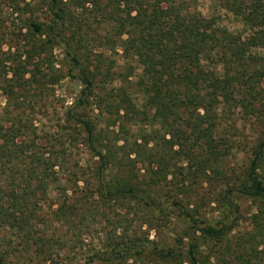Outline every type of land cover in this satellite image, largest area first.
<instances>
[{
  "label": "trees",
  "instance_id": "16d2710c",
  "mask_svg": "<svg viewBox=\"0 0 264 264\" xmlns=\"http://www.w3.org/2000/svg\"><path fill=\"white\" fill-rule=\"evenodd\" d=\"M0 97V264H264V0H0Z\"/></svg>",
  "mask_w": 264,
  "mask_h": 264
},
{
  "label": "rangeland",
  "instance_id": "374dc122",
  "mask_svg": "<svg viewBox=\"0 0 264 264\" xmlns=\"http://www.w3.org/2000/svg\"><path fill=\"white\" fill-rule=\"evenodd\" d=\"M201 5L203 6V10L205 13H215V10H218L219 5H215L214 2H203L201 3ZM219 11H221L219 9ZM218 22L220 25L225 26L226 28L230 29V30H234L235 28H239L240 24L237 21V19L228 12L225 11H221L220 15L218 16ZM56 53L58 54L59 58H62L61 55H59V50H56ZM56 98L58 100V98L61 95H66L68 97L67 100H71V98L75 95V93L78 90L77 84L74 81H70V80H64L62 83H60L56 88ZM55 100V111L59 114H61V109L58 107L60 105L61 102H59V100L57 101ZM3 98L0 97V103L3 104ZM57 102V103H56ZM57 104V105H56ZM37 107V106H35ZM51 110V109H49ZM53 116V117H52ZM47 120V117H46ZM48 120L50 121H45L47 125H52L54 126L56 119H55V115H54V111H52V113L49 114ZM261 120V124H264V117L262 116L260 118ZM62 123H60L61 125ZM56 148H58L56 146ZM183 161L179 160L178 161V165L179 166H183ZM242 165V161H241V155L236 154L234 152L233 156L228 157V167L237 170V168H239ZM184 176V175H183ZM183 176L181 174H177L176 177V182H182L183 180L185 181V186H190V180L189 179H183ZM210 176H212V174H210ZM206 178H204L205 181ZM201 182V180H200ZM190 190L192 193H208V191L210 190L209 188V183H202V185H196V186H190ZM126 203H118L114 208L111 209V216L115 213L114 210H118L120 212H124L126 210ZM241 210H242V214L243 216H247L248 211L252 208V205L250 204L249 201H244L241 203ZM130 216V215H128ZM92 220L87 219L86 220V224L87 223H91ZM126 224V223H125ZM130 223H127V225H125L126 230L131 231V230H136V228L134 229V225L129 226ZM129 226V227H128ZM244 226H246L245 224H243L241 227L244 228ZM128 227V229H127ZM180 228V221L179 220H173V222H170V224L167 227H164L162 229L156 230V231H152L151 232V237L155 238L156 240H158L160 243H162L163 245H171L172 244V238L173 236L179 231ZM142 229H145V226L142 227ZM92 233L90 234V237L92 238H98V237H103V235L106 234V232L108 230H110V227L107 226L106 224L103 226H98L96 227V229H92ZM102 232V233H101ZM12 232H4V240H3V244L2 246L9 252L15 253L14 257H12V262L14 264H22V262L24 261L22 256H19L20 254L17 253L19 250L22 249L21 245H20V241L18 240H14L13 237H10V234ZM85 242V243H84ZM82 242H78L77 246H81L85 248V245L87 244L86 241Z\"/></svg>",
  "mask_w": 264,
  "mask_h": 264
}]
</instances>
